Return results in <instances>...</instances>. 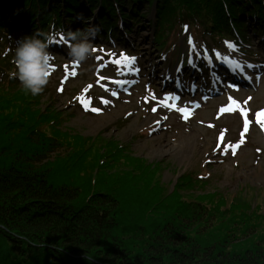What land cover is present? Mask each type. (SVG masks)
I'll return each mask as SVG.
<instances>
[{"label":"trees","instance_id":"obj_1","mask_svg":"<svg viewBox=\"0 0 264 264\" xmlns=\"http://www.w3.org/2000/svg\"><path fill=\"white\" fill-rule=\"evenodd\" d=\"M16 1L12 5L0 0L3 46L31 35L33 29L65 31L60 22L62 8L50 0ZM97 1L65 0L72 12V7ZM106 1L105 8L115 18L124 13L125 0ZM143 2V6L155 3L157 8L161 51L178 46L188 28L214 42L237 36L245 41L246 18L264 22V0ZM101 22L109 29L116 26L107 16ZM13 57L0 53V94L4 96L26 93L11 75L16 71ZM44 91L35 96L29 93L25 99L21 94L23 101L18 100L36 104ZM2 109L3 105L0 264H44L47 258L53 264H264V209L232 204L231 214L221 211L223 202H201L192 208L167 203L174 190L159 199L160 193L153 194L144 172L133 178L111 171L105 162L97 165L95 174L82 177L87 165L82 157L70 154L50 161L63 142L57 133L47 135L38 126L31 129V123L5 118ZM187 178L192 182L189 174ZM140 183L149 195L141 192L145 189ZM232 219L233 225L226 222Z\"/></svg>","mask_w":264,"mask_h":264},{"label":"rangeland","instance_id":"obj_2","mask_svg":"<svg viewBox=\"0 0 264 264\" xmlns=\"http://www.w3.org/2000/svg\"><path fill=\"white\" fill-rule=\"evenodd\" d=\"M8 1L12 5L17 4L16 0ZM50 2L62 8L61 14L70 15L69 27L72 31L84 30L93 25L102 29L106 25L101 22L104 17L100 15L106 7V0H99L92 6L85 3L72 7L74 12L68 11L65 0ZM144 3L142 0H125L122 5L125 15L122 17L119 14L117 18L113 16L118 35L114 38L109 36L113 39L109 42L104 39L92 41L94 55L82 63H74L70 57L60 53V48L68 53L69 43L63 37L57 39L52 44L56 46L53 49L57 52L49 49L53 56L52 71L39 102L26 105L19 101L22 100L21 94L23 99L29 95L27 92L5 96L0 94V106L3 105L1 112L5 118L10 116V120L31 123V129L38 126L47 135L57 133L60 142H63L50 161L58 156H80L87 164L82 177L95 174L96 168H99L97 165L105 162L111 171L126 172L133 178L144 172L149 186L154 188L153 194L160 193L159 199L174 190V198L171 197L167 203L175 201L178 205L185 204L192 208L201 202H223L225 206L221 211L228 213L232 211V204L263 210L264 126L257 122L256 114L264 111V73L260 76L253 74L256 86L252 89L230 91L221 97H198L194 103L189 100H181L178 104L173 102L175 93L163 90L160 78L152 81L150 75L164 63L174 48L165 53L157 48V28L154 27L158 21L157 8L155 3L143 6ZM134 7L137 16L132 19V23L127 19H131ZM78 11L80 15L90 16L87 27L80 21L83 19H72ZM64 19L61 16L62 24ZM129 24L135 27L130 38L132 42L127 40L129 44L121 43L119 38L122 32L126 37L122 26L130 27ZM251 27H257L256 20ZM247 34L249 40L246 46L240 42L222 40L217 42L216 47L204 34H192L190 30L186 32L188 42L184 36L180 37L179 42L185 52L201 53L204 47H208L215 50L217 56L244 61L257 59L264 63V54L258 53L263 38L253 30H248ZM144 36L152 38L151 43L142 44ZM5 43L6 46L0 43V53L14 55L17 42ZM230 44H235L238 50L233 51ZM246 50L249 51L248 55L243 53ZM124 54L136 57L135 64L129 65L125 61L119 65L112 62L123 59ZM180 61L181 57L175 60L176 66ZM172 66L163 68L170 73L176 69V66ZM120 81L130 88H120ZM113 92L117 94L113 95ZM105 100L109 102L104 103ZM226 107L234 111H222ZM92 108L100 111L93 112ZM181 109L189 111L187 118L181 116ZM31 117L34 119L31 120ZM191 135L196 136L195 151L183 154L180 152L181 140ZM175 144L179 148V151L176 148L173 150L175 153H171L175 156L157 149L158 146L171 147ZM188 174L192 182L188 180ZM139 186L145 189L141 192H148L144 184L140 183ZM233 220L226 222L233 225ZM42 263L53 264L48 258Z\"/></svg>","mask_w":264,"mask_h":264},{"label":"clouds","instance_id":"obj_3","mask_svg":"<svg viewBox=\"0 0 264 264\" xmlns=\"http://www.w3.org/2000/svg\"><path fill=\"white\" fill-rule=\"evenodd\" d=\"M101 31L99 26L93 25L84 30H69L63 35V40L69 43L68 56L74 63H82L94 55L92 41ZM59 36V33L36 32L17 41L12 61L16 71L11 75L32 96L42 92L48 83L53 60L49 49Z\"/></svg>","mask_w":264,"mask_h":264},{"label":"bare ground","instance_id":"obj_4","mask_svg":"<svg viewBox=\"0 0 264 264\" xmlns=\"http://www.w3.org/2000/svg\"><path fill=\"white\" fill-rule=\"evenodd\" d=\"M151 39L152 38H150L149 36H144L142 44L151 43ZM123 42H126V41H123ZM63 54H65V53H63ZM228 64H232V63H228L227 61L223 60V62H221L220 65L216 67L217 71H219L220 69L226 70L228 67ZM159 66L162 69H164L163 67H165L166 65H159ZM232 69H235V68L232 67ZM152 76L154 77V79H157V78H155L154 74ZM169 76L170 75H167V79H166L167 82H170L171 77H169ZM195 138H196V136H192V135L189 137H184V139L181 140V143H180L181 144V147H180L181 151L180 152H182V153L184 152L183 154H185L187 152L191 153V152L195 151V148H196L195 144H197V142H195ZM176 148H177V150L179 149L177 144H175L171 147H168L167 145H162V146H158L157 149H158V151L161 150L160 152H163L164 154H171L173 152V150H176ZM173 153H175V152H173ZM171 155L175 156V154H171Z\"/></svg>","mask_w":264,"mask_h":264},{"label":"snow or ice","instance_id":"obj_5","mask_svg":"<svg viewBox=\"0 0 264 264\" xmlns=\"http://www.w3.org/2000/svg\"><path fill=\"white\" fill-rule=\"evenodd\" d=\"M229 47H231L233 49V51H237L238 50L235 44H230ZM125 61H127L129 65H134L135 62H136V57H128L126 54H124L123 55V59L113 60L112 62L115 63V64L122 65V64H124ZM104 66L106 67L107 65H104ZM137 71H138V69H137ZM232 86L235 87V85H232ZM112 94L116 95L117 93L113 92ZM230 99H231V97H230ZM108 102L109 101H107V100L104 101V103H108ZM233 103H235V101H233ZM91 110L93 112H99L100 111V109H98V108H92ZM153 110H155V109H153ZM181 111H185L186 112L187 109H181ZM222 111H234V109L226 107V108L222 109ZM244 116H245L246 124L249 123L247 121V119H246V117H247V113L246 112L244 113ZM256 119H257L258 123H261V126H264V111H261V112L257 113L256 114Z\"/></svg>","mask_w":264,"mask_h":264}]
</instances>
